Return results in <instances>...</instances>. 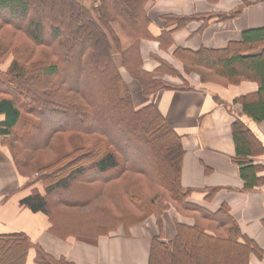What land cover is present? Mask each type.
Segmentation results:
<instances>
[{
	"label": "trees",
	"instance_id": "obj_1",
	"mask_svg": "<svg viewBox=\"0 0 264 264\" xmlns=\"http://www.w3.org/2000/svg\"><path fill=\"white\" fill-rule=\"evenodd\" d=\"M150 1L0 0V65L8 61L0 70V137L21 177L37 173L20 206L44 214L55 237L91 242L150 217L161 230L163 214L173 208L193 224L176 223L175 236L166 241L153 237L148 264H202L210 254L200 246L206 243L216 252L204 264H219L216 257L240 264L257 246L242 236L226 205L211 212L188 201L193 192L204 191L211 201L216 189L182 188L181 137L152 103L136 108L131 89L137 85L146 98L161 90H192L180 71L158 57L153 59L159 66L145 71L140 44L155 40L166 50L174 31L203 21L201 31L213 17L163 15V30L154 38ZM173 55L202 83H257L256 92L234 103L252 122L264 120V27L243 31L222 49L176 48ZM231 132L232 160L245 189H253L264 183L257 177L264 165L253 164L264 149L239 118ZM164 148L176 155L172 176L163 166ZM28 248L35 250L36 264H73L46 254L21 233L0 236V264L19 252L22 264Z\"/></svg>",
	"mask_w": 264,
	"mask_h": 264
},
{
	"label": "crops",
	"instance_id": "obj_2",
	"mask_svg": "<svg viewBox=\"0 0 264 264\" xmlns=\"http://www.w3.org/2000/svg\"><path fill=\"white\" fill-rule=\"evenodd\" d=\"M151 0L147 6L150 32L154 38L163 30V15H200L213 18L193 21L186 27L172 33L173 45L162 50L159 42L144 40L140 44L143 69L154 71L158 57L167 61L192 87L190 91L161 90L150 97H143L137 85H132L134 105L140 108L148 103L157 107L170 127L181 137L184 155L180 168V184L184 189L203 191L216 189L211 201H206L207 192H193L188 198L211 212L226 205L243 237L253 241L246 261L240 264H264V183L253 189H245L239 168L233 162L235 146L231 125L239 118L262 144L264 149V120L254 123L239 111L234 103L238 96L257 91L258 85L252 81H242L237 85L222 86L213 82L202 83L195 74L182 70L179 59L174 57L176 48L196 51L222 49L229 42L238 41L245 30L264 27V0ZM237 13L236 16L217 21V15ZM129 43V41H127ZM167 77V76H165ZM168 80H174L167 77ZM3 117L0 116V122ZM0 137V236L24 234L31 243L38 244L46 254L55 259L64 258L73 264H148L150 242L153 237L163 241L176 234V223L191 226L193 220L180 216L173 208L162 216V228L153 217L143 224L128 229V236L99 237L94 243H86L74 238L60 239L48 232L47 217L33 213L20 206V201L30 194L25 188L27 178L21 177L12 157ZM254 165H264V154L253 158ZM264 177V170L257 173ZM37 184H34V186ZM136 230V231H135ZM136 232L141 238L137 239ZM241 249V248H240ZM242 250V249H241ZM240 250V251H241ZM243 252V251H242ZM21 256V253H20ZM22 264H36L35 250L28 248ZM16 264H21L19 259Z\"/></svg>",
	"mask_w": 264,
	"mask_h": 264
},
{
	"label": "rangeland",
	"instance_id": "obj_3",
	"mask_svg": "<svg viewBox=\"0 0 264 264\" xmlns=\"http://www.w3.org/2000/svg\"><path fill=\"white\" fill-rule=\"evenodd\" d=\"M250 2V0H244L243 1V3L244 4H246V3H249ZM90 2H88V4H89ZM118 29V28H117ZM121 35V36H120ZM119 36H120V38H121V40H122V42H123V44H124V46H126V45H128V42H127V39L122 35V34H120ZM7 63H8V61L4 64V65H0V70H4L5 69V67L7 66ZM122 71V70H121ZM122 76H123V78L125 79V81H127V77L125 76V74H124V72L122 71ZM197 76V75H196ZM197 78L198 79H200L198 76H197ZM213 83H215V82H213ZM189 85V84H188ZM190 86V85H189ZM163 154H164V156H166V155H168V156H166V159L164 160V169L166 170V172L168 173V175H170V176H172L173 174H174V171H175V163H176V155H174L173 153H171V151H167L165 148H164V150H163ZM37 178V173H32L31 174V177H30V181H33L34 179H36ZM136 231V230H135ZM118 236V235H123V236H128V230L127 231H125L123 228H118V229H116V230H114V231H111V232H109L106 236H100V237H107V236ZM139 234H138V232H136V236H137V239H139V238H141V236H138ZM80 241V240H79ZM97 241V240H96ZM83 242H86V243H94L95 241H93V242H91V241H83ZM201 245H205L208 249H209V251H210V254H208V253H205V255H204V257H203V260H202V264H204V263H209V262H211V260H212V257L214 256V252H216L215 250H214V247H212V245L211 244H208V243H206V244H200V246ZM198 248L201 250V247H199L198 246ZM212 251V252H211ZM227 257H228V255H227ZM19 259H21V256H20V252L19 253H17L16 255H15V257L13 258V259H11L10 261H8V264H16V262L19 260ZM216 259H217V263H224V264H228V258L227 259H224V260H221V259H219L218 257H216ZM215 259V260H216Z\"/></svg>",
	"mask_w": 264,
	"mask_h": 264
}]
</instances>
